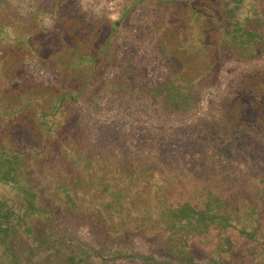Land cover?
Masks as SVG:
<instances>
[{"label": "rangeland", "instance_id": "374dc122", "mask_svg": "<svg viewBox=\"0 0 264 264\" xmlns=\"http://www.w3.org/2000/svg\"><path fill=\"white\" fill-rule=\"evenodd\" d=\"M61 4V15L52 19L43 15L52 0H0V24L7 31L0 37V148L19 155L18 183L52 206L59 200V185L78 182L82 195L92 198V242L106 239L100 212L105 193L96 184L111 180L132 188L134 198L126 195V221L136 226L146 215L152 225L124 238L156 257L162 236L149 215L158 195L177 200L209 187L229 198L237 191L247 195L264 188L251 180L264 175V0ZM129 4L113 31L110 24ZM232 7L234 18L263 39L249 53L238 50L220 57V50L208 46L222 38L224 28L216 20L225 21ZM68 30L92 41V49L112 31L110 60L95 71L92 102L65 99L52 113L49 106L60 86L57 70L69 74L67 87L84 83V72L67 70L50 51ZM163 42L169 50L165 57ZM212 61L207 75L199 77L192 111L167 109L143 91L165 79L168 65L183 66L186 74L198 77ZM69 151L92 161L88 173V168L75 167ZM12 188L0 181V199L14 195ZM258 208L264 226V201ZM59 213L66 230L90 238L89 220L62 208ZM236 240L230 264H256L251 244ZM203 245L196 244L201 250L196 254L207 258L211 245L206 244V251Z\"/></svg>", "mask_w": 264, "mask_h": 264}, {"label": "trees", "instance_id": "16d2710c", "mask_svg": "<svg viewBox=\"0 0 264 264\" xmlns=\"http://www.w3.org/2000/svg\"><path fill=\"white\" fill-rule=\"evenodd\" d=\"M61 2L52 0V6L43 15H49L52 19L61 15ZM163 2L184 3L185 0ZM129 7L130 4L124 6L118 20L110 24L113 31H116ZM232 9L234 7L226 12L225 21L216 20L217 25L219 23L224 28V33L215 45L208 46L220 50V57L238 50L249 53L263 39L262 34L244 28L239 19L234 18ZM71 26L69 22L68 27ZM6 32L0 24V37ZM61 33L62 39L50 49L54 61L60 62L67 70L84 72V83L78 88L67 87L64 81L69 74L57 70L60 86L49 106L52 113L59 109L65 99L74 102L78 97H84L85 101L92 102V78L99 65L102 62L107 65L110 60L112 31L93 49L92 41L85 40L74 30ZM166 47L165 42L161 43L160 50L164 57L169 51ZM214 63L209 62L198 77L186 74L183 66L178 68L168 65L165 79L144 87L143 91L162 101L167 109L192 111L198 102L199 77L204 78ZM68 153L76 168L85 167L89 172L92 164L89 158L78 152ZM18 157L17 153L0 148V181L11 183L15 192L12 196L0 199V264H130V260L140 264H230V257L236 254L234 247L237 236L251 244L256 264H264V226L258 208L264 201V188L247 195L237 191L229 198L222 197L209 187L200 188L192 192L191 196L177 200L158 195L153 202L152 214L149 215L156 221L162 236L160 253L156 257L152 253L138 251L124 238L125 234L136 236L134 233L137 229L143 232L152 225L146 221V215L136 226H130L131 223L126 221L123 215V212L126 213L125 205H128L126 195L134 198L132 188L117 187L111 180L96 184L105 193L100 212L107 223L104 225L106 239L92 242V198L82 195L79 183L59 185L58 202L52 206L44 205L33 188L18 183ZM251 180L264 183V175ZM60 208L68 215L89 220L90 238L83 239L66 230L67 225L60 216ZM197 243L204 244V251L207 249L206 244L210 243L207 258L197 256L196 253L201 252Z\"/></svg>", "mask_w": 264, "mask_h": 264}]
</instances>
